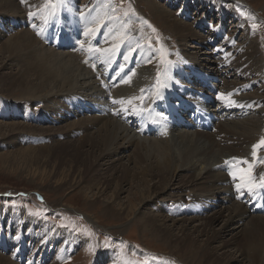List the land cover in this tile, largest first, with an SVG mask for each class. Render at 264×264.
I'll use <instances>...</instances> for the list:
<instances>
[{
    "label": "rangeland",
    "instance_id": "rangeland-1",
    "mask_svg": "<svg viewBox=\"0 0 264 264\" xmlns=\"http://www.w3.org/2000/svg\"><path fill=\"white\" fill-rule=\"evenodd\" d=\"M156 1L170 11V15H172L171 17L173 19L186 23L192 27L194 33L198 34L200 37L195 41L189 42L190 47H188V51L184 49L182 40L175 36L166 26L161 24L158 18L148 11V7L141 0H17L16 2L19 5V13L17 16L19 17L12 16L13 18H10L6 14L0 15V31H2L0 33V50L2 45L9 38H13L18 33L27 30L32 32L34 38L40 42L48 53L53 51L54 54H58L59 56H67L66 59L75 57L77 63L80 64L83 60L81 66L85 67L87 70H89L90 63H92L90 58L94 57L100 62L99 66L103 64L105 72L108 71V68H112V71H116L119 74L126 65L122 64L120 60H116L115 52L116 50L118 51V49H122L124 41L128 38H135L138 41V46L131 48L128 52L138 51L146 60V57H149L151 61H147L148 64L146 66H150L149 68L153 69L152 72H155V75L158 76V78L155 76L156 79L154 83L152 82L154 88L152 84L150 85L153 91L148 88V91H143V93H145L142 99L141 97L140 99L136 97V99L132 101L135 105L142 102V106H145L153 100L154 91L156 92L161 86L159 79L161 74L168 69V67L174 69L173 67L175 64L171 62L174 61V63H176V70H188L181 64L182 60L187 59V54L191 52L192 56H196L198 52L208 48L210 49L211 56L207 60L203 57L204 55H200L201 64L203 66L199 65V68L203 71H217V69H219L220 71L215 73L218 75V79H220L219 74L223 73L224 82L219 85H221V90L224 91L221 96L223 95L225 98L220 99L221 101L224 99L227 100L230 96L234 97L235 95L237 97H244L254 95L257 91L259 92L258 94L263 93V91H259V89L264 86V78L261 79L258 77L259 75L254 71L256 67L253 66L252 62H248L246 56L250 55L251 59L255 57L256 62L254 63H256V66L260 67V65H263L264 67V0H222V2H217V0ZM28 2H30L29 5H27ZM34 2L37 3L35 4ZM207 2H215L217 4L212 7V5L207 4ZM30 4L32 6H30ZM27 7L30 8L27 9ZM34 9L37 10V12H34V15H36L35 18L31 16ZM70 10L75 12L76 16L80 18L77 20L82 23L77 24L75 21L65 16ZM183 11L188 12V17L182 16ZM58 15H62V19L61 17L59 18ZM88 15L99 17L97 23L99 27H101L100 29L106 30L107 27H110L121 30L122 33L119 38L117 40H113V37L106 38V45H101L102 43L94 45L88 44L90 41L84 38L85 27L89 23H87L85 18H87ZM72 17L76 20L74 14H72ZM6 18H10L11 20L9 19L7 21ZM58 19L61 20L58 22ZM66 19H69L67 23L59 24ZM83 23L85 25H83ZM69 24L72 26H69ZM47 25H53L50 27L59 29L61 28L60 25L68 27L64 33L72 34L75 32L71 35V39H76L80 43L75 45L76 47L74 48L58 49L54 45L55 43H50V39L44 40L46 36L44 30L48 27ZM199 26L203 27L200 28ZM221 26L224 28L223 33H220L222 38L219 43L212 44L219 39V37L213 35L216 31L215 29ZM57 37L64 39V37L58 35ZM221 43L223 51L221 54L216 55L217 53L213 50H216ZM250 44H253L252 48H250ZM184 46L186 47L188 44ZM65 53L67 55H65ZM178 53L182 54V56ZM130 55L131 52L127 53L125 56L127 60L128 58L134 59L132 57L133 55ZM241 55L244 57L241 58ZM5 56L7 57L6 54L0 52V93L7 95L8 93H14V90L17 89L15 94L12 95L13 97H11L12 101L9 99V95H7L9 98H4V100L12 103H14V101L15 103H23L26 108H23L22 112H33V114L35 113L34 115H37V117L39 116V118L36 121L31 118L24 119V117L20 116L22 113L21 110L19 111V109H16L11 111L12 109H10L9 113L4 115L0 114V123H3V129L9 128L7 125L4 126V124L14 123L20 124L19 126L25 124V126L36 125L40 128L54 127L61 129L62 127L66 128L71 126L80 119H88L90 118L89 116L99 115L96 111L91 113L86 111L80 114L70 115L67 120L62 119L58 122L55 120L41 121L42 113L40 112L46 110L44 108L45 105H43V103L32 105L31 103L28 104L25 103L24 100H21V98L23 99L20 93L22 91H18V86L16 84L18 79L16 74L18 73L19 66L17 65L15 68L13 65L14 69L13 66L8 69L2 68L1 60L5 58ZM231 57L236 61L241 58L240 61L252 70L250 71L251 74L247 73L243 75V68H234V66L231 65L232 63L229 62V58ZM156 58H159V63L157 65H155V63L152 64V61ZM214 60L217 61V65H215L216 63ZM213 62L215 64H213ZM137 68L141 69L142 67L136 66L135 70H137ZM92 70L95 71L94 68H92ZM10 73H12L13 76H10ZM93 73L96 74V71ZM133 73L134 71L132 74ZM129 74L128 72L124 75L128 76ZM131 75L127 78H130ZM8 76L9 78H17L15 83L7 81L6 79ZM262 76H264V74ZM96 77L97 76H95V79ZM95 79L94 81L96 82L97 79ZM157 79L159 80L158 82ZM181 81L185 82L183 79H181ZM234 82L238 84V86H234ZM155 83L158 84L155 86ZM213 83L216 82L213 81ZM247 85H249V87ZM8 86L12 90L7 93L6 90L8 91ZM122 86L123 85H118V87L115 86V88L117 89ZM244 86L248 88H244ZM100 87L103 89L102 85ZM109 87L113 89V87ZM235 88L243 89L240 91L237 90L236 94ZM225 89L227 91H225ZM100 91L102 90L94 88L92 91L82 95L81 93L83 91L81 90L75 93H70V91L63 95L68 96L69 94V97L66 98L77 96L80 99H86L87 103L90 102L93 105H99V95L104 96ZM46 92H48V90ZM99 92L101 94H98ZM112 93L109 92L110 98L107 102L113 107L111 113H114L116 107L117 112L113 114V118L120 121L124 126H127L130 132L127 133L128 135L131 137L135 136L138 141L144 143L149 151L152 150V146L155 143L154 141L160 139L156 138L158 136L143 134L140 132V129H133L128 126L126 120L124 123L122 118H116L119 116V112L124 115L122 112L127 113L134 109L138 110L139 108L137 109L136 107L139 106H129L124 102L125 105H120L121 103L115 98V92ZM220 107L223 112L225 106L224 109H222L223 105ZM216 109L219 110L218 108ZM255 109L256 111H248L246 109L247 113L239 111L237 115H233L232 117L228 116V118V112L224 111L226 113L222 114V119L224 120L222 122L216 121L215 125L218 127L220 124L225 125L233 121L243 122V120H254L258 118V116L261 117L257 111L264 110V103L262 102L261 107L258 106ZM144 110L145 109L142 108L138 111ZM108 118L112 117L109 115ZM262 126H264V124ZM217 127L215 130H211L213 133L209 132L208 134L215 135V133L218 132ZM170 132H174V134L179 136L181 134L191 135L194 133V130L172 129ZM170 132L167 134L168 138L171 135ZM74 133H76V131H74ZM77 134L76 137L66 138L65 135H63L60 137H53L51 140L47 137H43V135L39 138L30 135L26 136L25 140L20 141V143L12 139L7 143L0 142V243L5 241V239L6 241L9 240L12 243L14 242L13 248L2 249L0 254L3 253V256L8 257L11 262H15L16 264H94L95 259L101 255L100 258L102 261L100 264H184L185 262L178 257V253L184 255L186 249L190 246L189 244L194 245L195 242L200 240L203 246L209 236L216 232L222 233V240L227 241L230 239L229 233L224 234L222 231H224L226 225L225 216H228L225 208L232 203L223 204V202L219 200L216 211L223 210L224 216L221 217L218 222L208 227L206 230L207 233L202 236L198 234L194 236L187 235L185 241L179 243V241H176L179 232L175 230V232L168 237V239L171 240L169 242L165 237L161 238L160 235H157L150 229L152 226L151 223H149V229L142 227L143 225L140 223H145L142 221L144 216L142 217L143 219L141 218L143 213L138 216L136 215L137 218L135 216V211L138 208L136 201H138V199L141 200V198L139 194H137L133 179L130 177L131 173L129 174L125 171L127 166L133 167V165L128 162L133 151H123L121 153V160L117 161V165L108 166L109 168H107V171H100V173L94 176L95 166L98 169V166L95 164L96 157H94V154L86 155L88 152L83 153V149L74 147L86 143L94 144L95 140H93L91 135L84 140L82 139L84 136H82V133ZM161 136L164 135H159V137ZM91 139L92 142H90ZM260 139L261 138L257 140L254 139L249 145L253 146ZM45 146H48L50 149H47ZM29 148H34L39 151H30ZM258 149H261L260 142L258 143ZM262 149L264 150V147H262ZM85 150L92 151L90 147L86 146ZM145 150L144 153H146ZM248 150H254V147H249ZM253 153V151H247V154ZM163 159L164 156L162 154H156V160L163 162ZM243 162L251 164V160L249 159H245ZM255 162L256 161H254L253 164ZM99 168L103 169L101 167ZM77 174H81L84 180L80 184H78L79 182H73ZM100 174L104 176H102L99 182L103 183L106 180V182H104L105 184L103 183V187H98L97 190L91 189L90 181L92 182L94 178L101 177ZM108 180L109 182H107ZM234 180L232 182L236 184H240L239 182H241V179ZM106 184H108V186H104ZM115 193L119 195L120 200L113 201V195ZM191 193L192 192L188 190L185 197L187 198ZM187 200H189V198H187ZM235 201L238 202L239 199ZM187 202L188 201H182L181 203H179V201H166L162 203V209L168 214L170 219L182 217L189 219L191 215H180L178 213L179 210H182L183 213L191 211L193 207L192 201H189V203ZM58 204L59 207H57ZM120 204H125L131 209L127 211L128 215L127 212L123 214L120 211ZM112 206L114 208H112ZM109 211L113 213L110 214ZM118 211L122 214H115ZM143 212H148V214L150 212L156 213V208L148 206ZM156 214H158V211ZM252 215L256 216L255 214ZM145 216L148 218L146 214ZM197 223L198 222H195L193 226ZM159 233H161V235L163 234L162 231ZM241 241L242 239L238 242L241 243ZM66 242L72 245V250L61 257L60 254L66 246ZM179 246H183L180 249L181 251H178L180 248ZM237 247L238 245L231 246L229 248L230 252L236 254ZM22 249L27 253L24 254V258L19 260L17 258L19 256L17 255ZM173 251L174 254L172 253ZM107 254L108 256H106ZM229 258L230 256L228 259ZM196 264L209 263L204 261L203 263ZM230 264L241 263L230 262Z\"/></svg>",
    "mask_w": 264,
    "mask_h": 264
},
{
    "label": "bare ground",
    "instance_id": "bare-ground-1",
    "mask_svg": "<svg viewBox=\"0 0 264 264\" xmlns=\"http://www.w3.org/2000/svg\"><path fill=\"white\" fill-rule=\"evenodd\" d=\"M16 1L17 0H0V15L6 14L10 18H13L14 16L19 17L17 16V14L19 13V5ZM141 1L146 4L149 9L148 11H150L152 15L157 17L161 24L166 26L167 29L175 34V36L182 40L184 45L188 44V46L185 47L181 42L185 50L188 51V47H190L189 42L193 40L195 41L200 38L198 34L194 33L192 27H190L186 23L179 22V20L177 19H173L171 17L172 15H170V11L168 9H165L156 0ZM217 2H222V0H217ZM29 3L30 2H28L27 5H29ZM207 4L212 5L213 7L217 3L207 2ZM30 6L32 5L30 4ZM28 8L30 7H27V9ZM34 12H37V10L34 9L31 13V16L35 18L36 15H34ZM72 14L75 15L76 20H74ZM65 16L70 20L75 21L77 24L82 23L77 20L79 17L76 16L74 11L70 10L65 14ZM10 18H6L7 21ZM69 19H66L59 24L67 23ZM85 19L87 23H89L85 27L84 38L86 40H89L90 43L99 42L102 43V45H106V38L113 37V40H117L122 33L121 30L110 27H107L106 30L100 29L101 27H99V24L97 23V21L99 20L98 16L88 15ZM83 25L85 24L83 23ZM50 26H48L44 30L46 33L45 39H48V37H51L52 35H59L60 30L62 29L64 36H70V34L64 33V31H66L68 27L63 26V28L59 29ZM1 32L2 31H0V33ZM65 39L71 40L69 37H66ZM40 45V42L36 38H34L32 32L26 30L18 33L13 38H9L2 45V48L0 50L2 54L7 55V57L5 56V58L1 57L2 68L8 69L13 65L15 66V68L17 65L19 66L18 73L16 74L18 79H14L13 77L9 78L8 76L6 80L15 83V80L17 79L16 84L18 86V91H22L20 92L21 96L23 97V99L21 98V100H24V102L28 104L31 103L32 105H37L38 103H43V105H45L44 108L46 110L40 112L42 113L41 121L55 120L56 122H58L62 119L67 120L70 115H76L77 113L80 114L82 112H86V109H90V105L98 109L101 108V111L100 113H98L99 115L89 116L90 118L88 119H80L78 120V122H74L71 126L66 128L62 127L61 129L54 127L40 128L36 125L25 126V124L19 126L20 124L18 125L14 123L4 124V126L7 125L9 127H7L8 129L5 128V130L3 129V123H0V142L7 143L8 141H10V139H12L14 141H18L17 143H20V141L25 140L26 136L30 135L38 138L42 137L43 135V137H47L50 140L53 139V137H60L63 135H65L66 138L76 137L78 135L77 133H82V136L84 135L82 139L85 140V138L90 137L91 135L93 137V140H95L94 144L86 143L78 147H73L83 149V153L88 152L86 155L94 154V157H96L95 164L98 166V169L95 166L96 170L94 169V176L95 174L97 175V173H100V171H107V168H109L108 166H113L117 163V161L121 160V153L123 151H133V153L131 154L132 156H130L128 159L129 164L133 165V167L127 166V169H125V171H127L129 174L131 173L130 177L133 179V183L136 185L135 187L137 190V194H139V197L141 198V200L138 199V201H136V205H138V208L135 211V216L141 215L143 213V215H141V218L144 216L145 220L142 218V221H144L145 223H140L143 225L142 227L149 229V223H151L152 226L150 227V229L157 235H160L161 238L165 237L169 242L171 240L168 239V237L171 236L176 230L180 235H178L176 241H179V243L184 242L187 235H204L205 233H207L206 230L208 229V227L218 222V220L224 216L223 210H217L218 212L216 211L218 200L223 202V204L232 203L230 206L225 208L228 216H225L226 225L224 231H222L224 234L229 233L230 239L227 241L222 240L223 235L221 232L212 233L203 246L200 240L195 242L194 245L189 244L190 246H188V249H186L184 255L178 253V257H180L181 260H183L186 264L203 263L204 261H207L209 264H230V262H240L241 264H264V215L258 214L257 208V202L262 201L263 196L261 193V188H258V184L264 183V180H262V177H264V150L262 149V147L264 145L261 144V140H264V126H262L264 124V110H258L257 113L259 112L261 117L258 116V118L254 120L247 119L246 121L243 120V122H226L227 124H220L218 127L217 125H215L218 130V132H214L215 135L208 134V131H194V133H192L191 135L181 134L178 136L174 134V131L172 133L170 132L171 135L169 138L167 134L161 137L158 136L156 138L160 139L154 141L155 143L152 146V150L149 151L143 142L138 141L135 136L131 137L127 134L129 132L127 126H124V124L120 123V121L113 118V114L117 112L116 107L114 109V113H111L110 111L111 109H113V107H110V103L107 102L108 99L105 100L104 98L106 95V89L103 90L100 87L102 84L100 78L104 77L105 73L102 72V65L99 66L100 63L97 65H93L91 63V69L89 67V70H87L85 67L81 66L83 60L80 64L77 63V59L75 57L72 59H66L67 56H59L58 54H54L53 51L48 53V51H46L44 47ZM221 45L222 44H220V46H218L216 50H213L217 53L216 55L221 54V52L223 51ZM252 45L253 44H250V48H252ZM135 46H138L137 39L128 38L126 42L124 41L121 51V54H123L124 56H126L127 53L131 52L130 56L133 55L132 57L135 60L134 63H136V65L129 75H131L133 71L134 73L130 76V78H127L129 77V75L125 78H122L121 81H119L118 85L123 86L117 89L111 86L110 82L108 83L105 80L104 82L106 85L113 87V89H111L109 86H107V90H110L109 92L111 93L115 92V98L118 101L122 100L129 106H142V102H140L138 105H135L132 101L136 99V97L139 99L141 97L142 99V96L145 93H143V91H148V88L153 91L154 87L152 82L154 83L156 75L155 72H152L153 69L149 68L150 66H146L148 64L147 61H151L149 57L145 56L147 58L146 60L140 55L138 51L128 52ZM190 53L191 52L188 53L189 55L187 54L189 58L187 57V59L181 61V64L184 65L188 70H176L177 66L173 61L171 63L175 64L173 67L174 69L168 67V69H166L161 74V76L159 77L161 86L156 91L159 96L162 97L165 94V91H168L167 94L164 95L167 97H169V91H172L173 93L185 91L186 87L188 86H186L184 82L181 81V79H183L186 84L190 82L194 83L198 81V78H204L202 74L209 76L208 79L210 80H217L221 83L224 82V78L222 76L223 73L219 74L220 79H218V75L215 74L220 71L219 69H217V71H203L201 68H199V65L203 66L201 64L200 55H204L203 57L208 60V58H210L211 56L210 49L206 48L204 49V51L198 52L196 56H192V53L191 55ZM178 54L182 56V54ZM65 55L67 54L65 53ZM242 57L244 56L241 55V58ZM246 57L248 62H252L253 66L256 67L254 71L259 75L258 77L261 79L264 78V76H262L264 74L263 65H260V67L256 66V63H254L256 62L255 57H252L253 59H251L250 55ZM240 59L236 61L231 57L229 58V62L232 63L231 65L234 66V68H243V75L247 73L251 74L250 71L252 70H250L244 63H242ZM129 60L130 58L125 63L127 64ZM214 62L213 64H218L217 61L214 60ZM134 63L129 62L128 66L132 67ZM154 63L155 65H157L159 63V58L153 60L152 64ZM136 66H141L142 68H137V70H135ZM92 68L95 69L96 74L93 73L95 71H93ZM94 75L97 76V80L95 79ZM10 76H13V74L10 73ZM196 76L197 79H195ZM156 77L158 78V76ZM94 79L96 80V82L94 81ZM115 79H117V77L114 78L112 82H114ZM158 81L159 80L157 79V82ZM151 84L153 88L150 86ZM156 84L158 83H155L154 85L156 86ZM216 85L217 83H214L215 88L217 87L218 89L217 94L219 92L218 97L220 98L221 94L224 91L221 90V86L219 88V86ZM233 85L238 86V84H236L235 82ZM247 86L249 87V85ZM247 86H244V88H246ZM94 88H97V90H102L100 92L104 94V96L99 95V105H93L90 102L87 103L86 99H80L77 96L66 98L69 97V94L68 96L63 95L64 93L70 91V93H75L80 90L83 91L81 93L82 95L86 92L92 91V89ZM242 89L243 88H235V93L237 92V90L240 91ZM10 90L12 89L9 88L8 91L6 90V92H11ZM16 90L14 91L16 92ZM47 90L48 92H46ZM261 90L263 91V93L260 94H258L259 92L257 91L254 95H248L244 97H237L235 95L234 97L230 96L227 100L224 99L225 103L223 104L222 109H224L225 106V110L223 111L228 112L227 118L228 116L232 117L233 115H237L239 111H241L242 113L246 112V109L248 111H256L255 108H257L258 106L261 107L262 102L264 103V86L259 89V91ZM225 91L227 90L225 89ZM15 92L7 94L10 96V98L9 96L0 93V114L4 115L9 113L10 109H12L11 111L19 109V111L21 110L22 112L23 108H26L24 107L23 103H15V101L14 103H12L4 100V98H9L11 100V97H13L12 95L15 94ZM100 92L98 94H101ZM156 92L154 91V96H156ZM217 94L211 95L212 97H214L213 101ZM124 103H121L120 105H123ZM108 108L109 110L107 111ZM213 109L211 108L209 109V111L216 115L219 114V110ZM134 111H136V109L127 112V114H132ZM27 113V111L26 113L22 112L20 116L24 117V119H34V121L39 118V116H35V113L33 114V112H29L28 114ZM122 113L124 114V112ZM108 114L112 118H108ZM118 115L119 116L116 118H122L125 123L126 115H122L120 114V112L118 113ZM126 124L133 128L131 124ZM141 125H143L142 128L144 129V132L147 131L148 128L146 126V122L145 124L141 123ZM74 131H76V133H74ZM169 131L170 130L167 131L168 134ZM211 133L213 132L211 131ZM259 138L261 139L253 146L249 145L254 139L257 140ZM90 142H92V139ZM259 142L261 149H258ZM85 146L90 147L92 151L85 150ZM254 146H256L254 150H248L249 147ZM45 147H47V149H50L48 146ZM145 149L148 151H146ZM29 150L39 151L34 148H29ZM144 150L146 153H144ZM247 151H255V155L247 154ZM158 153L164 156L163 162L156 160V154ZM245 159L251 160V164L243 162ZM254 161L256 162L253 164ZM99 167L103 169H100ZM249 171L250 175H248ZM100 176L101 177L94 178L92 182L90 181L91 189L93 188L97 190L98 187H103V183L106 182V180L103 183L99 182L104 175L100 174ZM234 179H241V182H239L241 185L233 183L232 181ZM83 181L84 180L81 174H77L73 180V182L75 183L79 182L78 184ZM249 181H251L253 185L251 191L249 190ZM107 182H109V180ZM104 186H108V184ZM188 190L192 192L191 195L187 197L189 198V200H187V198L185 197ZM245 193L249 195L250 201H241L243 196L246 195ZM113 197V201L120 200V197L117 193H115ZM238 199L239 201L236 202L235 200ZM166 201H179V203H181L182 201H188L187 203H189V201H192L191 203L193 204V207L191 208V211H189L188 213H183L182 210L178 211L180 215H191L190 218L187 219L185 217H182L170 219V217H168V214L162 209V203ZM119 206L121 208L120 211L123 214L131 210L125 204H120ZM148 206L156 208V213L158 211V214L152 212H150L149 214L148 212L144 213L143 210H145ZM57 207H59V204ZM112 208L114 207L112 206ZM121 212L118 211L117 213H114L120 215L122 214ZM109 213L112 214L113 212L109 211ZM145 214L148 218H146ZM252 214H255L256 216ZM195 222L198 223L193 226ZM161 231L163 232L162 235L161 233H159ZM241 239V243L238 242ZM235 245H238L237 253L232 254L229 248ZM13 246L14 242L12 243L11 241H6L5 239V241L0 243V251L2 249L10 247L13 248ZM71 246L72 245H69V243L66 242V246L63 248V251L60 254L61 257L64 256L65 253L71 252ZM179 247L180 248L178 249V251H181L180 249L183 246ZM26 253L27 252L24 249L20 250L17 255L19 257L17 258L19 260L21 258H24V254ZM172 253L174 254V251ZM100 256L101 255H99L95 259L94 264L101 263L102 260ZM106 256H108V254ZM229 256L230 258L228 259ZM0 264L16 263L11 262V260L8 257L3 256L2 253L0 254Z\"/></svg>",
    "mask_w": 264,
    "mask_h": 264
},
{
    "label": "snow or ice",
    "instance_id": "snow-or-ice-1",
    "mask_svg": "<svg viewBox=\"0 0 264 264\" xmlns=\"http://www.w3.org/2000/svg\"><path fill=\"white\" fill-rule=\"evenodd\" d=\"M221 99H223L224 97H223V95L220 97ZM119 103H123V101H119ZM261 144H264V140H261ZM256 146H254V148H255ZM254 155H255V151H254V153H253ZM248 175H250V171H249V173H248ZM262 180H264V177H262ZM252 183H251V181H249V190L251 191V188H252ZM262 186H264V185H262ZM238 188H239V186H238Z\"/></svg>",
    "mask_w": 264,
    "mask_h": 264
}]
</instances>
